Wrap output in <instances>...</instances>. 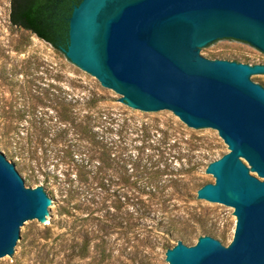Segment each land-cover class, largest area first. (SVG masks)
Instances as JSON below:
<instances>
[{"label":"rangeland","instance_id":"374dc122","mask_svg":"<svg viewBox=\"0 0 264 264\" xmlns=\"http://www.w3.org/2000/svg\"><path fill=\"white\" fill-rule=\"evenodd\" d=\"M12 2L0 0V131L6 156L65 205L54 208L64 230L30 224L22 263L0 264H170L172 233L192 247L216 227L229 247L235 210L198 198L215 183L209 166L231 153L219 134L125 109L63 52L11 25ZM204 55L264 66L250 45Z\"/></svg>","mask_w":264,"mask_h":264},{"label":"water","instance_id":"95a60500","mask_svg":"<svg viewBox=\"0 0 264 264\" xmlns=\"http://www.w3.org/2000/svg\"><path fill=\"white\" fill-rule=\"evenodd\" d=\"M68 40L67 59L121 95L125 109L175 114L197 134H219L231 151L209 166L215 183L198 198L235 210L233 242L228 247L218 227V237L192 247L175 232L167 261L264 264V66L204 55L217 45L264 54V0H83ZM64 206L6 156L0 131V263H22L30 224L64 230L54 209Z\"/></svg>","mask_w":264,"mask_h":264},{"label":"trees","instance_id":"16d2710c","mask_svg":"<svg viewBox=\"0 0 264 264\" xmlns=\"http://www.w3.org/2000/svg\"><path fill=\"white\" fill-rule=\"evenodd\" d=\"M83 0H13V23L63 52L69 43V19Z\"/></svg>","mask_w":264,"mask_h":264},{"label":"flooded vegetation","instance_id":"af4514ba","mask_svg":"<svg viewBox=\"0 0 264 264\" xmlns=\"http://www.w3.org/2000/svg\"><path fill=\"white\" fill-rule=\"evenodd\" d=\"M13 3V2H12ZM12 3H11V12H10V23H11V25H13V26H16L14 23H13V19H12ZM20 28H22V27H20ZM24 29V28H23Z\"/></svg>","mask_w":264,"mask_h":264}]
</instances>
